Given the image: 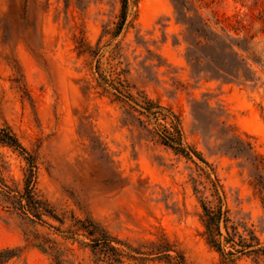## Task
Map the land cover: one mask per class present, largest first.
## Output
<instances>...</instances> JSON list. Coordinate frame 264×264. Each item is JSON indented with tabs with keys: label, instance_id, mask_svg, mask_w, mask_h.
Listing matches in <instances>:
<instances>
[{
	"label": "rangeland",
	"instance_id": "1",
	"mask_svg": "<svg viewBox=\"0 0 264 264\" xmlns=\"http://www.w3.org/2000/svg\"><path fill=\"white\" fill-rule=\"evenodd\" d=\"M0 129V264H264V0H0Z\"/></svg>",
	"mask_w": 264,
	"mask_h": 264
},
{
	"label": "trees",
	"instance_id": "2",
	"mask_svg": "<svg viewBox=\"0 0 264 264\" xmlns=\"http://www.w3.org/2000/svg\"><path fill=\"white\" fill-rule=\"evenodd\" d=\"M125 1L123 3V7L125 6ZM206 33V32H204ZM207 37V43L205 44L206 46H210V40H209V36ZM237 60V59H236ZM0 143L6 145L7 147L13 148L15 150H17L19 153L21 154H26L25 149L21 146V144L18 142L17 138L11 134L8 130L5 129H0ZM236 146H237V151L240 154H245L247 156L246 160L249 162L250 167H251V173H252V178H253V185H254V189L257 191L258 194L261 195V199L264 202V163H263V159L259 158L257 155H255L252 151H251V147L249 144L236 139ZM165 145L173 148L176 152L181 153L185 156H187V154L182 150V149H177L175 147H172V145H170L168 139L165 140ZM194 155L199 159V160H203L199 154L194 153ZM31 167H32V163H31ZM25 190H27V186L25 188ZM27 207H29L30 209L34 208V202L31 200V198L27 199ZM220 216L221 214H218L217 216H213V215H209L208 219L206 221V228L209 232L212 231V229L214 228L216 230V233L221 236L220 233V227H219V220H220ZM89 224L91 226L94 227L93 223H91L89 221ZM92 231L89 232V235H92ZM253 240H256V245L255 247L257 248H253V245H246L244 246V249L238 251L240 254L244 255V254H248V253H260L262 255H264V245L261 244L255 237L252 236ZM96 242L98 244V241H95L94 245H92L91 247L93 249L96 248ZM103 244H106V240H103ZM209 243L212 245L213 248H215V250L224 258L227 259L229 257L228 253H225V251L223 250L222 247L218 246L216 244V242L214 241V239L210 238ZM250 248V250H249ZM111 250L114 251L113 247H110ZM17 249H5L0 251V262L5 261L7 259H10L11 257H13L14 255H16L17 253ZM224 264H227L226 262Z\"/></svg>",
	"mask_w": 264,
	"mask_h": 264
}]
</instances>
